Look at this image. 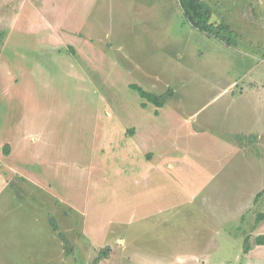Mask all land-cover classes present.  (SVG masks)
<instances>
[{
  "label": "rangeland",
  "instance_id": "1",
  "mask_svg": "<svg viewBox=\"0 0 264 264\" xmlns=\"http://www.w3.org/2000/svg\"><path fill=\"white\" fill-rule=\"evenodd\" d=\"M203 1L231 45L180 0H0V264H264V0Z\"/></svg>",
  "mask_w": 264,
  "mask_h": 264
},
{
  "label": "trees",
  "instance_id": "2",
  "mask_svg": "<svg viewBox=\"0 0 264 264\" xmlns=\"http://www.w3.org/2000/svg\"><path fill=\"white\" fill-rule=\"evenodd\" d=\"M180 4L182 11L185 14V17L188 19V21L192 24L193 27L207 33L208 35L215 36L230 45L234 42L235 38L231 34V30L227 25L216 24L211 22L212 11L210 10V6L206 2H204L203 0H180ZM0 54H1V50H0ZM137 88L139 90V87ZM141 92L143 97H146L156 106L158 107L164 106L167 96L165 95L156 96L145 91H141ZM5 147L9 148V145H6ZM263 219H264V214H261L258 217V221H261ZM52 223L54 230L57 232V235L60 237V239L63 242H65L67 252H71L72 250L69 247V240L67 239L66 235L59 230V227L57 224H55V222ZM245 242L247 245L245 247V250L248 251L250 250L248 239H246ZM254 244L264 245V233L259 234L255 237ZM100 259H101L100 257L97 258L95 262L97 263L98 261H100Z\"/></svg>",
  "mask_w": 264,
  "mask_h": 264
},
{
  "label": "crops",
  "instance_id": "3",
  "mask_svg": "<svg viewBox=\"0 0 264 264\" xmlns=\"http://www.w3.org/2000/svg\"><path fill=\"white\" fill-rule=\"evenodd\" d=\"M3 59L2 54H0V63L1 60ZM31 141L32 143L37 142V139L34 136H31ZM7 140V145H9V151L4 152L2 151V149H4V147L2 148V146H0V198L3 195V193L9 188L12 189L13 186V181L15 182V179L17 177V174L15 175L14 172H16V170L14 168L11 167L12 164V158L15 156L16 151L20 152V156L19 159L23 160L26 158L27 155H24L23 150L19 149V148H15V144L11 139H5L4 141ZM25 143V142H24ZM2 143H0L1 145ZM22 174V173H20ZM25 175V173H24ZM22 174V177H26ZM19 222V221H16ZM1 223V221H0ZM1 230V229H0ZM55 234L52 235V237H56L54 236ZM57 238V237H56ZM121 240H123L122 243H124V239L119 237L117 239L118 242H120ZM31 254H29L28 256H30Z\"/></svg>",
  "mask_w": 264,
  "mask_h": 264
}]
</instances>
